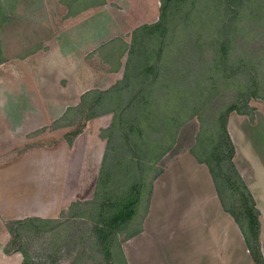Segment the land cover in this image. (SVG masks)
Instances as JSON below:
<instances>
[{"label":"rangeland","instance_id":"1","mask_svg":"<svg viewBox=\"0 0 264 264\" xmlns=\"http://www.w3.org/2000/svg\"><path fill=\"white\" fill-rule=\"evenodd\" d=\"M36 1L0 0V39L3 36L2 24L18 2L27 10H33ZM247 1L250 2L249 6L239 9L237 22L233 25L235 46L230 56L232 62L235 59L244 61L248 72L244 73L243 79L232 76L224 80L220 73L216 74L215 95L203 110L209 129L204 127L206 132L200 135L204 146H196V137L202 126L194 118L179 130L173 154L157 164L145 166L141 181H137L134 163L128 157L122 161L123 156L117 154V121L116 135L112 138L107 161L102 169V165H98L97 154L102 144L97 135L111 136L113 115L107 111L117 109V91L112 96L111 104H107L104 97L96 95L95 91L114 88L120 82L121 79L115 81L119 74L123 77L127 61V52L122 55L121 51H128L136 29L160 21L162 0H109V3H102L105 5L104 13L99 10L98 16L91 14L90 9L89 15L98 19V23L91 26V32L98 31L103 35L101 45L93 51H68V56L65 51H52V63L58 66V72L52 73L53 76L40 72L38 82L34 84L29 81L26 85V95L39 104H25V115L20 118L13 117L17 115L16 109V113H11L8 109L0 108V264H6L3 259H11L16 254L21 256L19 264H106L104 253L109 254L114 264H127L121 245L124 239L140 229L154 183L158 180L161 185L156 184L157 190L164 191L163 187L181 175L188 184L193 175L209 173L205 164L198 167L183 153L191 154V150H194L202 160L208 159L212 149L207 137H214L217 132L212 125L217 122L221 112L238 103L240 95L246 92L250 70L254 82L249 105L253 103L258 108L264 103V0ZM99 3L101 0H71L69 11L94 8ZM184 6L179 0H172L168 10L164 11L167 25L170 28L176 25L173 43L168 50L174 51V47L184 38L183 51H216L215 43L221 37V2L203 0L193 9L186 5V11L192 9L191 17L194 18L183 24L177 12ZM32 13L26 19V32L31 34L36 32ZM4 34L0 47L2 42L9 51H0V61L16 64L19 63L17 60H23L33 52H40L42 56L48 52L15 51L17 47H11L14 43L12 35L16 33L8 28ZM208 43H211L210 47H207ZM26 44H29L28 41ZM151 47L146 42L144 49L151 51ZM70 65L73 66L69 69ZM4 94L0 74V96ZM49 96L57 99L56 105L49 102ZM82 96L84 100L81 103ZM57 103L64 104L67 109L63 116L41 128L31 126L33 117H49ZM249 105L248 110L235 105L236 110L228 116L226 130L231 115L245 116L238 118L240 129L242 119L248 118L249 123L254 124L251 117L253 108ZM98 113L103 115L95 117L99 120L89 124L87 135L86 118ZM100 127L104 129L98 133ZM73 139H77L73 149L65 153L62 144H69ZM102 140L106 147V140ZM83 145L85 149L81 151ZM13 171L14 176L19 173L21 183L14 185L13 179L14 183L11 182L9 186ZM213 172L219 196L223 197V202L233 211L241 226L248 230L249 236L254 238L256 214L227 158L220 161L218 166L214 164ZM16 182L19 183L18 178ZM173 186L176 189V184ZM182 186L180 182L178 187L181 189ZM17 191L22 195H19L18 201H12L11 206L17 213L14 214L12 209L4 211L7 207V203H3L4 195L9 193L13 200ZM71 196L73 200L70 205L61 210L57 218L41 220L31 216L49 210L51 206L54 210L56 206L60 208V204L68 202ZM119 215L123 216L122 220L114 222L109 230L103 228L106 222ZM156 223L160 224L159 220ZM149 231L155 235L154 227ZM125 250L129 252L128 245ZM10 259L7 264H15Z\"/></svg>","mask_w":264,"mask_h":264},{"label":"crops","instance_id":"2","mask_svg":"<svg viewBox=\"0 0 264 264\" xmlns=\"http://www.w3.org/2000/svg\"><path fill=\"white\" fill-rule=\"evenodd\" d=\"M70 2L71 0H38L35 3L37 8L33 7L34 11L27 10L18 2L16 8L7 15L8 19H5L2 24L3 36L0 40H4V32L8 28H12L16 34L12 35L14 43L11 48L17 47L14 49L15 51H48L43 56L40 52H33L23 60H17L19 63L16 64L0 61L2 86L6 93L0 96V108L8 109L11 113L17 112V115H13V117L20 118L25 115V104H39L37 100L26 95L27 82L33 81L34 84L38 82L37 78L40 72H48L49 75L51 74L50 76H53L52 73L58 72V66L52 63L54 59L52 51H65L68 56V51L71 53L73 51H93L102 43L103 35L98 31L91 32V26L98 23V19L94 17L98 16L100 11L104 13L105 5L102 3H109V0H101V3L93 6L94 8L76 12L69 11ZM90 9L91 14H96V16L89 15ZM30 13L33 15V24L36 25V32L32 34L26 32L28 24L26 19ZM4 47L1 42L0 51H9ZM72 66L70 65L69 69ZM120 79H122V75L119 74L115 82ZM49 97L51 98L49 102L56 105L55 100L57 99ZM57 105L49 117L45 119L33 117L31 126L35 129L41 128L63 116L67 111L66 107L62 103H57ZM249 106L253 108L251 117L254 124L251 125L248 118L242 119V129H240L238 118L245 116L231 115L227 131L234 147L233 166L246 189L245 196L250 200L253 212L256 214L258 241L264 264V103L258 105V108H255L253 103ZM97 120L99 118L86 121L85 133L87 135L89 124L95 123ZM101 129L104 127H100L98 133ZM97 138L102 144L101 152L99 151L97 154V163L101 166L105 142H102L104 140L99 137V134ZM75 141L73 139L70 144H62V150L69 153L73 149ZM176 146L174 145L161 161L172 155ZM84 149L83 145L81 151ZM183 155L187 156L190 162L201 167V164L189 152L183 153ZM175 162L177 163L178 160ZM12 174L13 178L8 181V185L10 186L13 179H15L14 185L20 184L19 173L17 172V176H14L15 171H13ZM17 178L19 183L16 182ZM177 178V180L174 178V182L170 181L168 184L170 186L163 187L164 191L157 190L156 184L161 185L158 180L154 183L140 229L134 235L124 239L121 245L125 263L254 264L245 243L244 229L239 227L229 210L225 208L210 174L193 175L188 184L185 182L184 175ZM180 182L183 184L181 189L178 187ZM174 184H176V189H174ZM20 194L15 195L13 200L9 193L4 195L3 203H7L4 211L12 209V201L16 199L18 201ZM72 197L68 202L60 204V208L56 206L54 210L51 206L49 210L39 211L31 216L41 220L57 218L60 211L70 205ZM14 210L13 213H17ZM157 215L158 219H156ZM157 220L160 224L156 223ZM153 227L155 235L149 231ZM123 245L125 247L128 245L129 252ZM19 257L21 258L19 254H16L11 259L10 257L4 258L3 263L7 264L10 259L13 263L19 264L21 262Z\"/></svg>","mask_w":264,"mask_h":264},{"label":"trees","instance_id":"3","mask_svg":"<svg viewBox=\"0 0 264 264\" xmlns=\"http://www.w3.org/2000/svg\"><path fill=\"white\" fill-rule=\"evenodd\" d=\"M171 1L162 0L160 21L154 25H144L136 29L132 35V44L128 51H126L127 49L121 51L122 55L127 52V61L123 77L117 86L105 91H95L96 95L104 97L107 104L112 103V96L117 91V109L111 108L107 111L113 115L111 136L103 135L101 137L106 140L101 169L109 156L112 138L116 135L115 125L117 121V154L123 156L122 161L128 157L130 162L137 167V181L142 180L145 166L159 163L172 150L179 130L194 118L198 119L203 127L196 137V146H204L200 135L206 132L204 127L208 128L203 110L215 95L214 78H216V74L220 73L224 80L232 76L243 79L244 73L246 74L248 69L244 61L235 59L232 62L230 53L232 47L235 46L232 39L233 25L237 22L239 9L243 6H249V1L204 0V2L210 3L220 1L222 5L220 16L222 21L219 27L221 37L215 43L216 51H183L184 38L182 44L179 43L174 47L176 48L174 51H169L168 47L173 43L176 25L172 28L167 25L164 11L168 10ZM179 1L185 6L190 5L193 9L198 2L203 0ZM185 6L180 7V11L177 12L179 21L183 24L190 18H194L191 17L192 9L186 11ZM183 32L185 34V30ZM146 42L152 46L151 51L144 49ZM210 44L208 43L207 47H210ZM140 48H142L141 51ZM249 73L250 78L247 81L246 92L241 94L238 103H235L236 106L240 105L247 110V105L252 97L251 91L254 82L252 71L250 70ZM84 96L81 98V103ZM235 105L232 104L224 112H221L217 117V122L213 123L212 127L217 132L214 137H207L209 148L212 149L208 159L202 160L194 150L190 152L199 164L206 165L215 187L213 165L218 166V163L224 158H227L229 167L241 182L232 163L234 147L226 130L228 116L236 110ZM101 115L103 114L88 115L86 121ZM225 146L227 151H225ZM241 185L243 194L246 195V189L242 182ZM217 193L220 195L218 189ZM221 198L223 200L222 196ZM248 201L250 202V200ZM223 204L239 224V227L243 228L233 211L227 208L224 202ZM122 217V215L114 217L106 222L103 228L109 230L112 224L122 220ZM243 229L245 243L254 264H263L257 226L254 238L249 236L248 230ZM104 254L106 264H114L109 254Z\"/></svg>","mask_w":264,"mask_h":264}]
</instances>
